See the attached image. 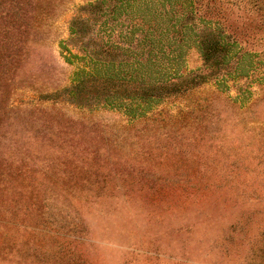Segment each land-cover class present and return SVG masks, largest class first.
I'll list each match as a JSON object with an SVG mask.
<instances>
[{"label":"rangeland","instance_id":"1","mask_svg":"<svg viewBox=\"0 0 264 264\" xmlns=\"http://www.w3.org/2000/svg\"><path fill=\"white\" fill-rule=\"evenodd\" d=\"M95 1L10 0L26 34L0 64V158L19 222L0 219V264H264V0H194L225 50L210 67L192 46L172 80L189 88L139 117L97 85L66 96L85 67L70 25Z\"/></svg>","mask_w":264,"mask_h":264},{"label":"trees","instance_id":"2","mask_svg":"<svg viewBox=\"0 0 264 264\" xmlns=\"http://www.w3.org/2000/svg\"><path fill=\"white\" fill-rule=\"evenodd\" d=\"M184 3L189 8L185 15L178 11ZM102 5L106 7L103 9ZM89 8V14L74 18L70 25V37L76 41L75 46L81 54L78 57L85 65L76 71L71 86L65 89L70 99L97 85L100 95L95 104L127 110L129 116L139 117L163 97L189 88L183 80H172L182 77L181 66L192 46L200 51L203 61L210 67L211 60L225 50L221 38L210 31L209 22L201 31L194 23L199 17L194 0H96ZM23 17L10 0H0V64L20 56L19 38L26 34ZM98 18L102 21L96 25ZM170 18L174 19L171 24ZM79 24L91 25L93 36L88 45L79 44L77 40ZM93 26H96L95 33ZM3 160L0 158V219L7 216L18 223L15 217L18 213L9 212L2 199L8 184L1 173L7 165ZM37 221L49 225L52 235L57 236L65 232L73 235L78 228L77 220L73 219L65 231L53 213H41ZM63 245L60 243L56 250L60 258L67 256Z\"/></svg>","mask_w":264,"mask_h":264}]
</instances>
